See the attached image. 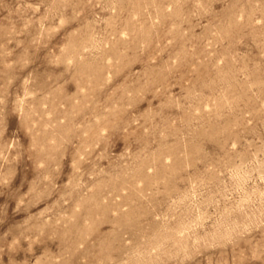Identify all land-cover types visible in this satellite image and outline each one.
<instances>
[{
    "label": "rangeland",
    "instance_id": "1",
    "mask_svg": "<svg viewBox=\"0 0 264 264\" xmlns=\"http://www.w3.org/2000/svg\"><path fill=\"white\" fill-rule=\"evenodd\" d=\"M0 264H264V0H0Z\"/></svg>",
    "mask_w": 264,
    "mask_h": 264
},
{
    "label": "bare ground",
    "instance_id": "2",
    "mask_svg": "<svg viewBox=\"0 0 264 264\" xmlns=\"http://www.w3.org/2000/svg\"><path fill=\"white\" fill-rule=\"evenodd\" d=\"M102 1V0H101ZM84 2V1H83ZM69 3H70V1H69ZM76 3V2H75ZM233 3V2H232ZM82 4V3H81ZM55 9V8H54ZM74 9H76V8H74ZM242 11V10H241ZM240 11V12H241ZM239 13V12H238ZM246 14V13H245ZM238 15V14H237ZM152 16V15H151ZM88 18V17H87ZM239 18V17H238ZM232 19V18H231ZM248 20V19H247ZM262 20V19H261ZM124 35V34H123ZM185 54V53H184ZM256 69V68H255ZM236 72V71H235ZM251 73V72H250ZM247 90V89H246ZM248 96V95H247ZM249 98V97H248ZM254 99V98H253ZM255 100V99H254ZM253 100V101H254ZM251 103V102H250ZM255 107V106H254ZM256 115V114H255ZM163 132V131H162ZM153 155V154H152ZM156 161V160H155ZM152 162V161H151ZM169 167V166H168ZM131 168V167H130ZM129 168V169H130ZM167 170V169H166ZM190 176V175H189ZM115 177V176H114ZM164 182V181H163ZM253 189V188H252ZM108 198V197H107ZM131 198V197H130ZM116 201V200H115ZM129 201V200H128ZM137 201V200H136ZM251 202V201H250ZM112 205V204H111ZM255 205V204H254ZM252 206V205H251ZM141 207V206H140ZM243 207V206H242ZM107 212V211H106ZM114 216V215H113ZM116 216H118V215H116ZM186 216V215H185ZM115 217V216H114ZM70 229V228H69ZM68 230V229H67ZM189 233V232H188ZM66 234V233H65ZM219 234V233H218ZM188 242V241H187ZM185 247V246H184ZM183 248V247H182ZM135 260V259H134ZM138 262V261H137Z\"/></svg>",
    "mask_w": 264,
    "mask_h": 264
}]
</instances>
